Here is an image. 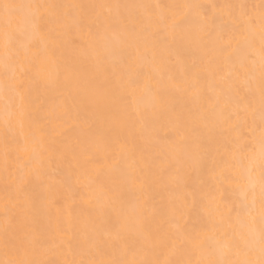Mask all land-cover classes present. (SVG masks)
<instances>
[{
	"label": "bare ground",
	"instance_id": "obj_1",
	"mask_svg": "<svg viewBox=\"0 0 264 264\" xmlns=\"http://www.w3.org/2000/svg\"><path fill=\"white\" fill-rule=\"evenodd\" d=\"M0 264H264V0H0Z\"/></svg>",
	"mask_w": 264,
	"mask_h": 264
}]
</instances>
